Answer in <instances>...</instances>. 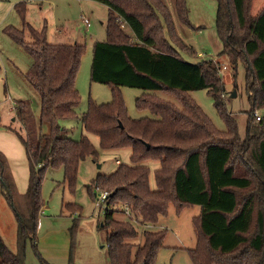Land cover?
Listing matches in <instances>:
<instances>
[{
    "label": "trees",
    "instance_id": "obj_1",
    "mask_svg": "<svg viewBox=\"0 0 264 264\" xmlns=\"http://www.w3.org/2000/svg\"><path fill=\"white\" fill-rule=\"evenodd\" d=\"M97 1L109 7V40L94 43L91 79L111 85L113 98L106 103L91 101L82 115L77 110L81 94L76 80L85 45L50 43L46 27L39 30L29 25V41L11 29L34 58L27 79L40 94V121L49 123V131L40 128L31 139L17 132L30 164L23 193L0 150L4 194L18 219V253L0 235V264H27L28 242L36 244L44 206L45 170L63 166L65 179L74 185L82 161L88 157L97 161L98 149L89 135L75 140L66 134L63 121L77 118L88 133L99 137L101 148H131L130 163L120 162L115 171L94 180L95 189L110 192L109 207L127 204L135 220L151 224L168 213L170 203L178 210L200 205V214L194 218L197 245L189 249L194 264H264V116L251 123L255 110L264 107V6L253 16L249 0H217L216 25L224 43L221 53L235 68L244 63L249 93H253L242 138L225 106L220 66L211 59L196 63L184 59L183 50L198 53L178 35L164 0ZM175 6L179 19L189 24L185 0H175ZM17 8L24 13L26 5L20 2ZM122 86L174 93L182 105L148 93L137 99V105L157 117L132 118ZM198 89L213 95L227 129H218L192 97L190 91ZM18 110L25 122L33 121L30 102L22 101ZM145 161L158 162L156 188L150 185L151 167ZM132 221L115 219L114 212L106 209L101 227L108 230L109 264H156L165 231L145 230L143 243H135L138 229ZM41 264L50 263L43 260Z\"/></svg>",
    "mask_w": 264,
    "mask_h": 264
},
{
    "label": "rangeland",
    "instance_id": "obj_2",
    "mask_svg": "<svg viewBox=\"0 0 264 264\" xmlns=\"http://www.w3.org/2000/svg\"><path fill=\"white\" fill-rule=\"evenodd\" d=\"M170 7L178 35L198 55L181 51L184 59L193 63L212 60L221 66L219 75L224 84L223 98L228 112L237 121L242 138L246 137L249 121L250 94L247 84V69L243 62L237 68L227 55L222 54L224 43L218 33L216 19L217 0H185L189 24L182 22L176 12L175 0H164ZM24 2L26 10L20 12L17 4ZM264 6V0H249V12L257 15ZM88 18L90 24L84 21ZM109 7L97 0H0V150L7 156L18 190H27L30 164L26 148L19 137L25 139L37 136L38 130L49 131V123L40 121L41 97L27 79L34 58L19 41L31 39L29 25L36 29L46 27L47 41L50 43H78L85 45L76 86L81 94L77 107L80 115L86 112L90 102L106 103L113 98V88L109 84L93 81L91 69L93 48L97 40H109L107 24ZM132 32L128 27H123ZM18 30V37L11 31ZM22 31V32H21ZM226 65V68H222ZM236 95L232 96V92ZM128 114L132 118L157 117L151 110L140 108L137 99L145 94H156L181 106V101L174 93L162 90L144 91L140 88L122 86ZM192 97L201 105L218 129H227V122L218 111L214 97L208 89L190 91ZM30 102L32 122L27 123L19 115V103ZM264 116V107H258ZM255 113V112H254ZM253 114L251 123L257 124ZM66 134L75 140L89 135L98 149L97 161L88 157L83 160L76 183L65 179L63 166H52L45 170L41 185L44 206L40 213L36 231L37 241L29 240L26 249L27 264H41L43 260L50 264H109L110 255L107 244L106 228L101 227L105 220L106 209L114 212L115 219H131L124 211L125 205L109 207L106 203L97 205L99 191L93 187L99 174H110L122 163H130L131 148H101L99 137L88 133L82 120L63 121ZM151 167L150 185L157 187L156 161H145ZM23 190V191H21ZM201 211L200 205L183 207L178 210L170 203L168 213L161 215L156 223L142 224L133 220L138 229L135 243H143L144 231H165L162 247L158 251L156 264H194L189 249L197 245L194 218ZM132 220V219H131ZM0 235L13 253H18V219L4 194L0 177Z\"/></svg>",
    "mask_w": 264,
    "mask_h": 264
},
{
    "label": "built area",
    "instance_id": "obj_3",
    "mask_svg": "<svg viewBox=\"0 0 264 264\" xmlns=\"http://www.w3.org/2000/svg\"><path fill=\"white\" fill-rule=\"evenodd\" d=\"M84 21L87 24H90V21L88 20V18H84ZM122 26H125V24L122 23ZM211 60L215 61V58H213ZM222 68L225 69L226 68V65L223 66ZM254 115H255V119H257V121H260L261 120V117L262 116L259 114L258 111H255ZM117 161H118V163H120V160H117ZM96 189L100 192L99 193L100 195H99V198H98V201H97V205H102L103 203H106V201H107V199H108V197L110 195V192L107 191V190H101L99 188H96ZM124 211L126 212L127 215L130 216L131 219L135 220L134 212L132 211V209H131V207L129 205H127V204L125 205Z\"/></svg>",
    "mask_w": 264,
    "mask_h": 264
},
{
    "label": "water",
    "instance_id": "obj_4",
    "mask_svg": "<svg viewBox=\"0 0 264 264\" xmlns=\"http://www.w3.org/2000/svg\"><path fill=\"white\" fill-rule=\"evenodd\" d=\"M235 95H236V91H233V92H232V96H235ZM120 125H121V127L123 126L122 123H121ZM149 146H150V145L148 144V147H149Z\"/></svg>",
    "mask_w": 264,
    "mask_h": 264
},
{
    "label": "crops",
    "instance_id": "obj_5",
    "mask_svg": "<svg viewBox=\"0 0 264 264\" xmlns=\"http://www.w3.org/2000/svg\"><path fill=\"white\" fill-rule=\"evenodd\" d=\"M21 191H23V190H21ZM23 193V192H22Z\"/></svg>",
    "mask_w": 264,
    "mask_h": 264
}]
</instances>
